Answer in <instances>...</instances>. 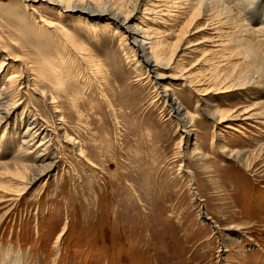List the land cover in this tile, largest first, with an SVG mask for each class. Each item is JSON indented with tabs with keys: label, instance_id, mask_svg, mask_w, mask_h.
<instances>
[{
	"label": "rangeland",
	"instance_id": "rangeland-1",
	"mask_svg": "<svg viewBox=\"0 0 264 264\" xmlns=\"http://www.w3.org/2000/svg\"><path fill=\"white\" fill-rule=\"evenodd\" d=\"M121 1L0 0V64L50 86L64 121L60 131L33 83L23 88L14 114L41 109L56 166L0 173V264H264V70L229 40H252L264 60V0L210 14L191 0H129L140 7L132 24L150 25L162 57L173 55L158 83L99 13ZM42 61L58 66L62 90L38 75ZM164 86L193 113L188 134ZM215 108L221 122L205 113ZM14 116L0 128V163L34 159L20 149L29 119L15 135Z\"/></svg>",
	"mask_w": 264,
	"mask_h": 264
},
{
	"label": "bare ground",
	"instance_id": "bare-ground-1",
	"mask_svg": "<svg viewBox=\"0 0 264 264\" xmlns=\"http://www.w3.org/2000/svg\"><path fill=\"white\" fill-rule=\"evenodd\" d=\"M236 1L234 3H236ZM243 1H245V0H243ZM246 1H248V0H246ZM224 2L229 3V2H231V0H191V1L185 2V4L188 5V7L190 9H192V7L194 9L197 6L196 9L201 8L205 11V13L210 14V13H212V10L215 8V6H218V3H220L222 5ZM250 2H252V1H250ZM77 3L78 2H75V4H73V3L64 4L63 2H61L60 4L66 10L88 12L90 15H93L97 12V11H92L94 9L88 10L86 8L87 9L86 10V9H84V7L81 8V6L79 5L80 6L79 7ZM121 3L123 5H121V6L118 5L119 7H117L116 10H112V9L102 10L101 9L102 11H99V13H107V17H109L110 19H113V21L115 22V25H116L115 30L122 29L121 30L122 31L121 36H123L122 37L123 40H125L126 37H129L130 39H132V42L130 44L137 51V53L142 57V59L147 63V65L150 66V70H151V72H153V77L156 79V81L161 79V78H167V76L165 74L166 72L164 70L172 67L171 64L173 63V61H172L173 55H171L170 60L168 62L165 60V58L162 57L163 51H162L161 47L164 45L162 43V40H160V39H158V37H156V35H155L156 32L152 31L150 25L149 26L146 25V22H144L143 24H138V23L132 24V19H134V16H135L133 12L140 10V7H139V9L136 8L137 7V4H136L131 10H129L128 8L131 7V1L122 0ZM204 3H206L207 6H204ZM247 3L250 7L249 2H247ZM253 3H255V2H253ZM230 4H232V2ZM244 4H245V2H244ZM138 5H139V3H138ZM238 5L239 4H237V7H238ZM246 6H247V4H246ZM240 7H241V5H240ZM228 8H230V6ZM127 9H128V12L126 14L124 12ZM246 9H248V8L246 7ZM146 10L147 11H145V12H147L148 14H151V15L153 14V11L150 8H148ZM245 11L248 12V10H245ZM232 12L233 11H231V10L225 9V11H221V12H219V14L222 16V18L227 16V20L229 23L237 24V21L235 19H232L233 17L230 14ZM250 12H252V11H250ZM157 16L158 15L155 13L154 19H157L156 18ZM131 17H132V19H131ZM149 18H151V17H149ZM141 19H143V18L140 17V20ZM263 20L260 21L261 25H262ZM223 22H226V21L224 20ZM143 25L147 26V28H143L142 27ZM240 29H242V25H240ZM262 30H264L263 26L261 28V31ZM229 40L231 41V43L238 46V51L244 58H246L247 60H250L251 62H253L255 64L257 63L258 68L261 70H264V60H263V58H261L262 55L260 56V53L256 49L257 45L255 47L254 45H252L250 43L252 40L249 41L248 39L240 38L238 36H235ZM246 40H248L249 43ZM179 41L181 42V38L179 39ZM134 55H137V54L134 53ZM4 65H5V61L1 62V64H0V82L3 81V85L0 89V128H2L3 126L9 127L8 122H9V120H12L13 116L15 115L14 119L17 120V123H16V127L14 129H12L11 132H14L15 135H18V134H20L19 129L23 126V124H25V119L28 118L29 121L23 126L25 129H24V132H22L23 144H22L20 149L24 150L25 154L32 155L34 159L33 160H26L25 158H21L20 161L17 160L15 163H0V170H2V171H0V173H4L5 171L9 172L10 174H16V175L23 173L22 177H24V172H26V171L42 169L43 174H48L52 170V168H54V166H56L55 162H54L55 160H54L53 156L51 155L52 154L51 144L53 143L54 140L51 137L44 135V133L47 134V131H46L47 129H45L42 125L44 120L41 116V113H39V112H41V111H39L41 109L39 107H38L39 109H36L35 107H32V105H29L26 108L27 112L25 109H23L17 115H16V113L14 114V112H15V108L17 106V102L19 103L20 101L24 100L23 99V93H22L23 88L30 87L31 83H33L34 87L40 92L41 97L43 98V101H45V104L48 105L49 112L51 114H53L55 119L57 118V121H59V123L57 124V127L59 128L60 131L62 130L63 124H64L63 119L58 117V112H60L59 106H61V105H58V101L56 99V96H54L52 94L53 89L50 86H47L45 89L41 90L39 87L36 86V78H30V76H23L19 71L12 72L10 75L7 76L6 72L8 70H7V68L3 69ZM160 68H162V69H160ZM28 70H29V72L33 73L34 72L33 65L32 66L28 65ZM161 70H163V71H161ZM252 71H254V70H252ZM38 73L41 74V75L38 74L39 76H41V78H48L49 80H53L54 79L53 76H56V80H57V86L56 87H58L60 85L61 90L63 89L64 82L62 81L60 84H58L59 80L62 77L58 66H52L51 63H47L46 61L44 64L42 61L41 67L40 66L38 67ZM251 76H252V74H251ZM263 76H264V74H263ZM256 79H258V78H256ZM34 81H35V83H34ZM156 81H155V83H156ZM188 81L190 83H194L190 79ZM52 82H53V86L55 87L54 81H52ZM157 83H158V81H157ZM262 87H264V84H262ZM193 88H195V87H193ZM169 90L170 89L168 87L164 86L161 89V92H162L164 98H166L167 104L170 107L171 112L177 118V120L180 122L179 124L182 125L181 128H183L184 132L186 134H188V132L192 131L191 126L194 124V117L192 116L193 113L189 112L188 110H185L183 105L177 100V98H175L174 95L172 96L170 94V92H168ZM20 93H21V95H20ZM200 101H202V100H199V102ZM206 105H207V107L213 108L212 105H210L209 103H207ZM256 105H258V104H256ZM30 108H32V109H30ZM205 113L209 117L213 118V120L216 122L217 121L221 122L223 120V118L227 116V115H224L222 113V111L220 109H217V108H215L212 111H207ZM19 114H21L20 118L18 117ZM250 114H251V116H255L257 113H250ZM30 116H31V118H30ZM236 116H239V115H236ZM45 124H47V122H45ZM42 133H43V136H41ZM61 134L66 140L71 141V139L67 136L66 131L61 133ZM195 150H197V148H195ZM263 150H264V148H263ZM233 157H235V159L240 161L239 156L234 155ZM28 161H30V162H28ZM6 175H8V174H6Z\"/></svg>",
	"mask_w": 264,
	"mask_h": 264
}]
</instances>
